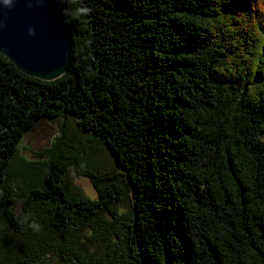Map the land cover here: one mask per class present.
<instances>
[{
  "label": "trees",
  "instance_id": "16d2710c",
  "mask_svg": "<svg viewBox=\"0 0 264 264\" xmlns=\"http://www.w3.org/2000/svg\"><path fill=\"white\" fill-rule=\"evenodd\" d=\"M59 1L63 76L0 54V264H264V0ZM41 118L62 133L30 161Z\"/></svg>",
  "mask_w": 264,
  "mask_h": 264
},
{
  "label": "water",
  "instance_id": "95a60500",
  "mask_svg": "<svg viewBox=\"0 0 264 264\" xmlns=\"http://www.w3.org/2000/svg\"><path fill=\"white\" fill-rule=\"evenodd\" d=\"M72 46L61 1L0 0V54L19 70L46 81L58 79L68 71Z\"/></svg>",
  "mask_w": 264,
  "mask_h": 264
},
{
  "label": "rangeland",
  "instance_id": "374dc122",
  "mask_svg": "<svg viewBox=\"0 0 264 264\" xmlns=\"http://www.w3.org/2000/svg\"><path fill=\"white\" fill-rule=\"evenodd\" d=\"M62 125L63 123L61 120H52L48 118L39 119L35 128L28 131L20 144L22 155L30 161L47 159L48 154L50 153V148L53 143L57 141V136H60L62 133ZM94 156L107 168L113 165L111 157L105 153H100L98 155L96 153ZM17 171L16 168L11 172V176H15L12 181L15 190L17 184L23 181V177L19 176ZM66 179V183L70 187L72 186L75 190L80 191V193L85 196L97 199V187H95L93 180L89 176L77 174L73 169H70ZM23 202L24 197L22 193L19 192L17 195V201L14 205V210L17 214L22 211ZM127 202L128 201L123 200L121 203H118V209L120 212L128 209Z\"/></svg>",
  "mask_w": 264,
  "mask_h": 264
},
{
  "label": "clouds",
  "instance_id": "9594fccd",
  "mask_svg": "<svg viewBox=\"0 0 264 264\" xmlns=\"http://www.w3.org/2000/svg\"><path fill=\"white\" fill-rule=\"evenodd\" d=\"M4 2L6 4H8L10 2V0H4ZM29 34H34L33 30L32 29H29Z\"/></svg>",
  "mask_w": 264,
  "mask_h": 264
}]
</instances>
